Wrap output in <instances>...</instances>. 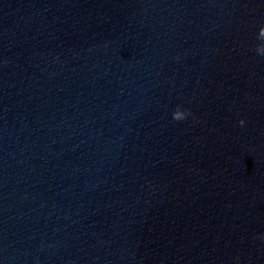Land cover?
<instances>
[{
	"label": "water",
	"instance_id": "95a60500",
	"mask_svg": "<svg viewBox=\"0 0 264 264\" xmlns=\"http://www.w3.org/2000/svg\"><path fill=\"white\" fill-rule=\"evenodd\" d=\"M262 50L264 0H0V264H264Z\"/></svg>",
	"mask_w": 264,
	"mask_h": 264
},
{
	"label": "clouds",
	"instance_id": "9594fccd",
	"mask_svg": "<svg viewBox=\"0 0 264 264\" xmlns=\"http://www.w3.org/2000/svg\"><path fill=\"white\" fill-rule=\"evenodd\" d=\"M261 54H264V50H262V51H261ZM240 123H241V124H243V123H244V121H243V120H241V121H240Z\"/></svg>",
	"mask_w": 264,
	"mask_h": 264
}]
</instances>
